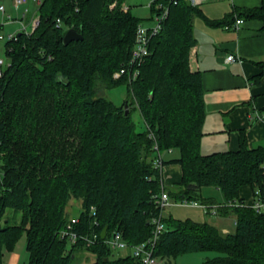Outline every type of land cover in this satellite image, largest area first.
I'll list each match as a JSON object with an SVG mask.
<instances>
[{
  "label": "trees",
  "instance_id": "trees-1",
  "mask_svg": "<svg viewBox=\"0 0 264 264\" xmlns=\"http://www.w3.org/2000/svg\"><path fill=\"white\" fill-rule=\"evenodd\" d=\"M40 1L35 30L7 41L9 61L0 77V264L24 232L27 264H140L130 252L116 255L102 230L108 226V236L119 230L137 244L149 238L152 217L162 212L166 229L155 255L164 264L202 251L217 253L211 264H264V214L250 207L222 208L220 215L233 212L237 220L235 229L224 233L207 221L166 216L154 198L163 188L171 200L201 203L219 202L200 198L205 186L219 189L226 201H244V186L264 192V144L250 147L244 130L238 150L202 153L204 87L201 71L192 66L196 17L216 26L232 25L237 17L264 23V0L259 7L235 8L223 19L206 17L186 0L155 1L153 11L159 2L168 4L169 13L131 81L141 20L124 9L125 0ZM71 27L83 39L66 45ZM258 64L256 81L264 75V61ZM123 67L127 73L114 78ZM120 84L127 85L128 96L117 105L105 92ZM135 110L145 131L136 129ZM155 147L160 153L179 151V157L164 161L181 166L178 183L163 186L162 171L152 163ZM74 199L82 202L76 230L94 244L60 237ZM10 209L21 214L20 221L3 225ZM85 252L96 259L79 261Z\"/></svg>",
  "mask_w": 264,
  "mask_h": 264
},
{
  "label": "crops",
  "instance_id": "crops-1",
  "mask_svg": "<svg viewBox=\"0 0 264 264\" xmlns=\"http://www.w3.org/2000/svg\"><path fill=\"white\" fill-rule=\"evenodd\" d=\"M261 2L262 0H231L227 6L219 10L213 5L205 6L206 1H204L200 7L206 17L223 19L235 8L259 7ZM27 5L16 8L13 2V8L18 11L17 17L7 14L3 5L4 10L0 9L2 28L17 25V29L22 30L21 22L27 24L30 20L32 21L37 15L33 16ZM233 24L216 26L210 25L201 16L194 19L197 44L192 66L202 73L206 107L204 135L201 140L203 154L238 150L242 130L250 147L264 144V75L260 81L255 79L262 71L258 62L264 61V23L259 19H246L239 29L234 28ZM230 54L239 56L241 61H228L227 57ZM175 151L177 150L173 152ZM177 152L179 157V151ZM164 153L161 155L163 156ZM174 165L179 167L182 174L181 166L178 163ZM169 176L171 178L167 180V183L170 185L178 183L182 177L181 175L176 179L170 172ZM240 195L246 200L244 194L240 192ZM251 197L252 194L249 200ZM168 208L164 211L166 216H168L166 214ZM203 212L211 220L207 222L215 224L222 232L233 231L226 221L227 218L234 216V225L236 224L237 220L233 212L219 216L204 210ZM159 260V264L165 263V260ZM208 262L210 263V258L204 260V263Z\"/></svg>",
  "mask_w": 264,
  "mask_h": 264
},
{
  "label": "built area",
  "instance_id": "built-area-1",
  "mask_svg": "<svg viewBox=\"0 0 264 264\" xmlns=\"http://www.w3.org/2000/svg\"><path fill=\"white\" fill-rule=\"evenodd\" d=\"M30 0H13L14 6L16 8L20 7L21 5H27ZM189 2L192 6H198L200 7L205 0H186ZM36 3H40V0H35ZM170 3L177 4L179 0H169ZM115 6V3L112 4V7ZM125 10L128 9L127 6L124 7ZM1 10H4V6H0ZM27 11V8H26ZM156 12V21L157 24L154 27L146 28L142 24H139L136 30V36H135V42L134 47L131 52V61L130 66L135 65V69L132 71V74H130L129 78L131 79L135 78L138 74V66L144 62V60L151 54L150 50V43L153 36L158 34L163 25V21L168 16L169 13V6L168 4L160 3L157 6ZM40 20L39 17L33 18L31 21L32 29L28 30V25L24 22H21L22 24V30L26 33H31L35 30V28L38 26ZM57 23L59 26H61V19H57ZM244 23V19L237 17L236 21L233 24V27L236 29H239L240 26ZM18 39V33L15 32H6L3 30L1 24H0V40H17ZM228 61H241V58L235 54H230L227 57ZM8 66V61L4 60L3 58H0V77L3 76L5 68ZM125 73H127V70L125 67L121 68L120 70L116 71L113 75L114 78L119 79L121 78ZM155 155L152 160L153 165L156 168L161 169L163 172V165L164 161L162 158V155L159 151H157V147H155ZM262 170L264 174V163L262 165ZM162 184L164 186V180L162 178ZM154 198L156 200V203L158 204V207L162 208L163 211L171 206L173 203L171 201L170 195L168 191H166L164 188L162 191L154 195ZM181 205L184 206H193V207H200L205 212H209L210 214L214 216L220 215V210L222 208H229L233 209L235 207H250L255 212L259 214H264V192L262 191L261 187L256 186L254 190L252 191V197L251 201L247 202L246 200H228L224 201L223 203L217 202V203H201L198 201H188L187 199L179 201ZM163 212L159 215H155L152 217V231L149 238L143 242L137 243V244H130L123 236V233L119 230H113L110 235L108 236V231L106 234V237L104 238L105 243L113 250H129V252L138 260L140 261V264H159L160 260L155 255L156 246L158 243V240L161 236V234L165 231L166 225L163 220ZM79 216H72L67 225L60 231V237L66 238L70 244H76L80 238H84L87 245H91L95 243V239L91 237H83V235H80L76 230V225L79 222ZM237 223V221L235 222Z\"/></svg>",
  "mask_w": 264,
  "mask_h": 264
},
{
  "label": "rangeland",
  "instance_id": "rangeland-1",
  "mask_svg": "<svg viewBox=\"0 0 264 264\" xmlns=\"http://www.w3.org/2000/svg\"><path fill=\"white\" fill-rule=\"evenodd\" d=\"M13 0H0V4H3L7 10V14L12 15L13 17L18 16V11L13 8ZM157 0H125V5L131 9L132 14L141 20L140 24H142L146 28L154 27L157 24L156 21V12L152 9V4ZM205 6L213 5L216 9H223L227 6L231 0H205ZM159 2L156 3L158 5ZM116 5V4H115ZM203 5V6H204ZM27 7L30 8L31 14L33 16L38 15L39 3H35V0H30ZM202 7V6H201ZM125 9V8H124ZM196 19V18H195ZM40 20V19H39ZM1 21V18H0ZM28 30L32 29L31 20L27 23ZM6 32H15L19 33L23 30L17 29V25L12 27H5L3 29ZM6 40H0V58H3L6 61H9L7 53H6ZM106 96L111 99L115 104L121 105L126 100L128 96V88L126 84H120L116 87L110 88L105 92ZM133 119L136 124V129L138 131H145L146 124L141 116L139 110H135L133 112ZM174 151V150H173ZM171 152L164 153L162 158L163 161H170L173 158L178 157V152ZM169 172L178 179L182 174L179 171V167L175 166L174 163H167L163 165V172L162 178L164 180V185L170 187V184L167 183V180L171 178L169 176ZM253 189L249 186H245L241 189V193L245 195L247 202H250V196L252 194ZM202 196L200 198H214L217 199L220 203L225 201L223 193L212 186H205L202 189ZM201 200V199H199ZM249 200V201H248ZM172 205L167 209L166 214L172 215L175 219L178 220H187L191 219L197 222H205L211 221L209 220V216L205 215L203 209L193 207V206H184L181 205L176 200L172 199ZM82 210V202L79 199L71 200L68 211L70 215L76 216ZM21 214L19 212L16 213L14 210H9L5 215L4 219L2 220V224L6 225L8 220V224L13 225L17 224L20 221ZM212 220L216 221L214 218ZM227 225L230 227L231 230L235 229L234 225V216L227 218ZM129 251L128 250H114L116 255H126ZM216 252L214 251H203L197 253H187L181 255L177 259V264H210L204 263V260L207 258H213L216 256ZM79 261H94L96 256L92 253L85 252L79 253ZM29 262V252L27 250V243H26V233L24 232L21 237L19 238L18 242L16 243L15 248L12 251H7L4 256V261L2 264H27Z\"/></svg>",
  "mask_w": 264,
  "mask_h": 264
},
{
  "label": "water",
  "instance_id": "water-1",
  "mask_svg": "<svg viewBox=\"0 0 264 264\" xmlns=\"http://www.w3.org/2000/svg\"><path fill=\"white\" fill-rule=\"evenodd\" d=\"M83 35L79 33L74 27H71L67 30V32L64 35V43L68 45L69 43L73 41L82 40ZM128 107V103H126V108ZM128 113V110L126 111ZM108 231V226H105L102 230L101 237L104 239L106 237Z\"/></svg>",
  "mask_w": 264,
  "mask_h": 264
}]
</instances>
